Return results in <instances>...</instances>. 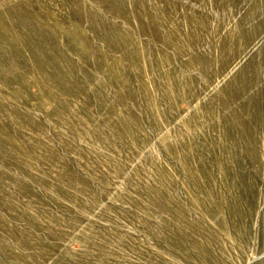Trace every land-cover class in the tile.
Wrapping results in <instances>:
<instances>
[{"label": "rangeland", "instance_id": "obj_1", "mask_svg": "<svg viewBox=\"0 0 264 264\" xmlns=\"http://www.w3.org/2000/svg\"><path fill=\"white\" fill-rule=\"evenodd\" d=\"M0 264H264V0H0Z\"/></svg>", "mask_w": 264, "mask_h": 264}, {"label": "bare ground", "instance_id": "obj_2", "mask_svg": "<svg viewBox=\"0 0 264 264\" xmlns=\"http://www.w3.org/2000/svg\"><path fill=\"white\" fill-rule=\"evenodd\" d=\"M247 1V0H246ZM241 2V1H240ZM242 2H243V0H242ZM246 3V2H245ZM254 5V4H253ZM256 6V5H255Z\"/></svg>", "mask_w": 264, "mask_h": 264}]
</instances>
